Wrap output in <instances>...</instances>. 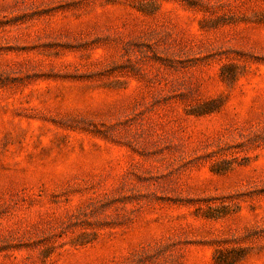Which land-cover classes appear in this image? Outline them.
Wrapping results in <instances>:
<instances>
[{
	"label": "rangeland",
	"instance_id": "obj_1",
	"mask_svg": "<svg viewBox=\"0 0 264 264\" xmlns=\"http://www.w3.org/2000/svg\"><path fill=\"white\" fill-rule=\"evenodd\" d=\"M225 263L264 264V0H0V264Z\"/></svg>",
	"mask_w": 264,
	"mask_h": 264
},
{
	"label": "trees",
	"instance_id": "obj_2",
	"mask_svg": "<svg viewBox=\"0 0 264 264\" xmlns=\"http://www.w3.org/2000/svg\"><path fill=\"white\" fill-rule=\"evenodd\" d=\"M225 262V261H224ZM225 264H231V263H225Z\"/></svg>",
	"mask_w": 264,
	"mask_h": 264
}]
</instances>
